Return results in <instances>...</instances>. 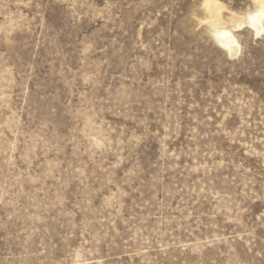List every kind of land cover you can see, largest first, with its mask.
I'll list each match as a JSON object with an SVG mask.
<instances>
[{
    "label": "rangeland",
    "instance_id": "obj_1",
    "mask_svg": "<svg viewBox=\"0 0 264 264\" xmlns=\"http://www.w3.org/2000/svg\"><path fill=\"white\" fill-rule=\"evenodd\" d=\"M205 1L0 0V264H264V21Z\"/></svg>",
    "mask_w": 264,
    "mask_h": 264
},
{
    "label": "bare ground",
    "instance_id": "obj_2",
    "mask_svg": "<svg viewBox=\"0 0 264 264\" xmlns=\"http://www.w3.org/2000/svg\"><path fill=\"white\" fill-rule=\"evenodd\" d=\"M253 11L238 14L227 10L215 0L205 1L204 29L220 46L229 59H235L240 52L236 32L248 30L254 38L261 35L264 21V0H252Z\"/></svg>",
    "mask_w": 264,
    "mask_h": 264
}]
</instances>
